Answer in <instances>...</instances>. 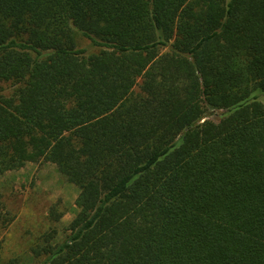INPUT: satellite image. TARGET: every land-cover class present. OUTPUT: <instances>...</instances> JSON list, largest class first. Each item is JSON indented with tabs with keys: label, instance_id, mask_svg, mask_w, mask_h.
Listing matches in <instances>:
<instances>
[{
	"label": "trees",
	"instance_id": "16d2710c",
	"mask_svg": "<svg viewBox=\"0 0 264 264\" xmlns=\"http://www.w3.org/2000/svg\"><path fill=\"white\" fill-rule=\"evenodd\" d=\"M3 83L0 174L79 189L38 264H264V0H0Z\"/></svg>",
	"mask_w": 264,
	"mask_h": 264
},
{
	"label": "rangeland",
	"instance_id": "374dc122",
	"mask_svg": "<svg viewBox=\"0 0 264 264\" xmlns=\"http://www.w3.org/2000/svg\"><path fill=\"white\" fill-rule=\"evenodd\" d=\"M88 42L79 38V44ZM9 83L0 86V94L12 91ZM78 187L68 182L50 162H27L16 170L0 174V264H38L31 247L48 227V209L56 203L63 212L54 226L64 236V227L77 209L74 199Z\"/></svg>",
	"mask_w": 264,
	"mask_h": 264
}]
</instances>
